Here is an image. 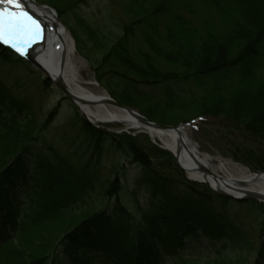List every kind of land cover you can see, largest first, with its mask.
I'll return each mask as SVG.
<instances>
[{"label": "trees", "instance_id": "1", "mask_svg": "<svg viewBox=\"0 0 264 264\" xmlns=\"http://www.w3.org/2000/svg\"><path fill=\"white\" fill-rule=\"evenodd\" d=\"M41 1L84 23L73 9L86 0ZM123 3L128 21L88 57L97 82L149 120L209 122L224 156L264 171V0ZM0 62L25 61L0 44ZM57 110L39 121L0 78V264H264V204L191 182L146 134L107 132L78 113L62 153L44 134ZM109 150L135 164L147 197L137 215L113 196L122 164L98 180ZM97 188L105 205L90 196ZM237 204L253 206L243 215Z\"/></svg>", "mask_w": 264, "mask_h": 264}, {"label": "rangeland", "instance_id": "2", "mask_svg": "<svg viewBox=\"0 0 264 264\" xmlns=\"http://www.w3.org/2000/svg\"><path fill=\"white\" fill-rule=\"evenodd\" d=\"M35 1L39 4L47 5L41 0ZM73 1L74 0H60V2H64L65 4H70V2ZM124 1L125 0L81 1L77 4L78 6L73 9V11L78 16H82V19L84 20V23L82 24L77 22L76 17L72 13H67L66 16L68 17L66 18H59L57 15L62 24L67 28L71 38H73L74 46L77 50L78 56L80 59L84 60V65L81 67L82 77L90 80H96L93 66L88 57H98L100 55L99 42H106L107 40L112 39L114 35L119 32L120 25H122V23L125 21H128L126 14H124L122 10ZM77 38L80 41L79 44H77ZM0 78L4 83H6L7 86H9V88H11L14 94L30 104L39 121H42L43 117L46 116V113L52 110L53 107H58L57 115L54 117L53 121H51L48 128L44 131V134L46 137H48V139H51L54 145H57L62 153H64V146L66 147L64 139L66 136H64L62 133L63 131H69V133L72 132L69 124L76 113L83 117L79 108L67 98L64 92H61L55 86L53 81H50L42 71H39L28 61L23 63L19 62L7 64L0 62ZM43 79H48L49 84L47 86H45L42 82ZM98 85L109 93V91L101 84L98 83ZM187 123L188 124L184 125L183 128L186 129L188 137L193 141V143L195 142L197 144L200 150L207 152L214 157L219 156L222 159H228L235 162L229 156H224L220 149L217 148L213 138L214 130L209 122H201L193 119V121H189ZM103 125L116 131L123 128L120 124L116 125L107 123ZM129 131H131L132 135H137L140 133L146 134L148 140L154 143L148 133L144 131L129 129L126 132L128 133ZM235 163L238 164L239 162L237 161ZM119 164L124 166V175L121 176L119 180L121 187L113 196L117 197L118 195L126 204V206L129 207L131 212L134 215H137L140 211V207L143 206L144 200L147 197L143 188L138 189L134 185V178L136 176L135 164L129 163V161L124 158H119L117 154L111 150L106 151L104 153L103 162L101 163L102 166L98 168V180L103 181L102 183L105 184L106 179L108 180L115 177L113 172L110 171V168L112 166L117 167ZM119 174L120 172H118L117 175ZM96 190L97 192L95 191L94 193L92 192L90 194L93 202L98 204L101 199H103L102 203L105 205L107 203V199L102 197L101 190H99V188ZM257 204L261 205L258 202ZM251 206L253 205L237 204L236 209L240 210L239 212H242L243 215H246V209H250ZM262 210L264 211V209ZM251 222V229L248 225H246V229L250 233H253L255 238L254 240L256 241V232L258 231L259 223L254 221ZM219 246L220 245H218V247ZM224 253H226V255L230 258L232 257L236 259L246 256L242 251L239 252L238 249H226L224 250ZM247 257L249 260H252L253 255L251 257Z\"/></svg>", "mask_w": 264, "mask_h": 264}, {"label": "bare ground", "instance_id": "3", "mask_svg": "<svg viewBox=\"0 0 264 264\" xmlns=\"http://www.w3.org/2000/svg\"><path fill=\"white\" fill-rule=\"evenodd\" d=\"M20 3L23 10L40 23L42 29V38L31 44L25 52L37 61L50 81L59 80L65 84L70 94L78 100V108L85 118L95 124H120L126 130L146 131L153 141L172 154H176L189 178L205 182L215 190L218 189L233 196L249 191L264 194V175L239 163L203 152L188 137L183 127L180 128V137L173 130L146 128L139 125L125 111L105 103L108 92L100 87L96 80L82 77L81 67L84 65V60L78 56L73 38L66 27L59 23L50 11L37 7L30 0H20ZM36 68L39 70L38 67ZM181 140L185 143V149L192 152L212 176L206 178L202 176L189 161L187 151L184 150L182 154L177 151Z\"/></svg>", "mask_w": 264, "mask_h": 264}, {"label": "water", "instance_id": "4", "mask_svg": "<svg viewBox=\"0 0 264 264\" xmlns=\"http://www.w3.org/2000/svg\"><path fill=\"white\" fill-rule=\"evenodd\" d=\"M24 1V0H23ZM32 4L34 5H37L40 6V7H43L44 9H47L48 12L50 11L54 17H56V19L58 20V22L60 23L61 21L58 19L57 15H56V12L54 11V9L51 7V6H47V5H44V4H39L37 3L35 0H30ZM62 23V22H61ZM67 29V28H66ZM7 46V45H6ZM13 50V49H12ZM14 51V50H13ZM23 57L26 61H28L29 63H31L32 65L36 66L39 68L40 71H42V68L40 67V65L37 63V61H35L30 55H28L26 52L23 56ZM44 74H45V71H42ZM46 75V74H45ZM46 77L48 78V76L46 75ZM49 79V78H48ZM53 83L55 84V86L61 91V92H64V94L67 96V98L73 103L75 104L77 107H78V100L76 99V97L72 96V94H70V92L67 90L65 84L62 82V81H59V80H56V81H53ZM105 103H109L112 107H114L115 109H120V110H123L125 111L126 113H128L133 120H135L139 125L141 124L142 126L146 127V128H153V129H157V130H173L176 132L177 136L180 137V128H182L184 125H186L187 123H183L182 125H168V124H164V123H159L157 121H154V120H149L148 118H146L143 114H141L140 112L132 109L131 107H127L123 104H121L120 102L114 100L109 94L108 96L106 97L105 99ZM82 113V112H81ZM83 115V113H82ZM84 116V115H83ZM85 117V116H84ZM89 122H91L89 119H87ZM96 128H100L102 130H105V131H113V132H122V131H127L126 129H119L118 131L116 130H112L110 128H107L106 126H104L103 124H95L94 122H91ZM140 131H143V130H140ZM146 132V131H144ZM147 133V132H146ZM156 143V142H155ZM161 149H165L167 150L166 148L164 147H161L159 146ZM187 151L186 154L188 156V159L189 161L192 163V165L194 167L197 168V170L202 174V176H204L205 178L207 176H212L211 175V172L207 170V168H205L203 165H201L200 161L198 160V158L192 153L190 152L189 150H186L185 149V143L183 142V140H181V142L178 143V146H177V151H179L180 154L183 153V151ZM168 151V150H167ZM170 152V151H169ZM174 156V159L178 165V167L184 172V168L180 165L179 161H178V157H176V154L173 153L172 154ZM260 174L264 175V171H259ZM258 173V174H259ZM186 177L192 181V182H199V183H204V184H207L205 182H200V181H197V180H192L191 178H189L187 175ZM212 190L213 192H216L224 197H230L232 199H235V200H239V199H243V200H255V201H258L259 203H264V194H259V193H255V192H242L241 195L239 196H233L231 194H227L225 192H222L221 190H215L213 189L209 184H207Z\"/></svg>", "mask_w": 264, "mask_h": 264}, {"label": "snow or ice", "instance_id": "5", "mask_svg": "<svg viewBox=\"0 0 264 264\" xmlns=\"http://www.w3.org/2000/svg\"><path fill=\"white\" fill-rule=\"evenodd\" d=\"M0 43L23 56L42 38L40 23L23 10L20 0H0Z\"/></svg>", "mask_w": 264, "mask_h": 264}]
</instances>
